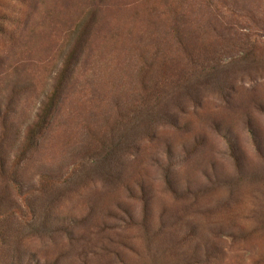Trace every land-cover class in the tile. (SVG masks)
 Masks as SVG:
<instances>
[{
  "label": "rangeland",
  "instance_id": "374dc122",
  "mask_svg": "<svg viewBox=\"0 0 264 264\" xmlns=\"http://www.w3.org/2000/svg\"><path fill=\"white\" fill-rule=\"evenodd\" d=\"M1 161L0 264H264V0H0Z\"/></svg>",
  "mask_w": 264,
  "mask_h": 264
},
{
  "label": "trees",
  "instance_id": "16d2710c",
  "mask_svg": "<svg viewBox=\"0 0 264 264\" xmlns=\"http://www.w3.org/2000/svg\"><path fill=\"white\" fill-rule=\"evenodd\" d=\"M50 100H51V102L48 103L42 109V111H41L42 113L38 116V120L36 121V123L33 125L32 128H29V130L26 134L25 141L30 145L34 141L36 136L40 135V132L43 130L44 126L49 123L48 118L50 115V107L52 105L53 98H50ZM230 137L231 136L223 135V138L228 143V146L231 148V155H233L234 159L236 161H238L239 158L235 154L236 151L234 149V142L232 141V139ZM0 171L3 173L4 176H8L10 178V182L12 183V185H16L17 190H20V189H18V186H20L19 181L13 176L11 178V171H13V169L11 170V168H10V169L6 170V167L4 166L3 161L0 162ZM165 182L169 187V185H170L169 176L165 177ZM169 189H170V187H169ZM18 195H20L19 192H18ZM27 207L29 208L28 210L31 212V217H30L31 219L25 220V222H32L36 210L32 206H27ZM6 210L7 209H5L4 211H6ZM16 213H18V215H19L18 210H16ZM11 214H13V213H11ZM5 215L6 214H3V215L0 214V217H2L1 218L2 221L6 220V218H8ZM3 216H5V217H3ZM130 218H131V216H130ZM6 222H8V221H6ZM133 224H134L133 221L130 220V225H133ZM4 233H6V232H4ZM4 233H0V239L2 240L3 243L5 242V234ZM104 233H105V230H103V229L100 230L99 232H97L96 235L94 232L86 233V237L90 241H92V242L94 241V243L92 245H88L87 249L80 251V253H79V257H80L79 261L81 262L80 264H114V263L115 264H122L121 254H122L123 249H124L123 245L116 244L115 242H113L109 238L102 240L101 235ZM183 241L184 240H179L177 243L181 244ZM173 250H174V247L171 249V251L173 252ZM114 259H117V263L114 261ZM187 261L189 262L188 259H187Z\"/></svg>",
  "mask_w": 264,
  "mask_h": 264
}]
</instances>
